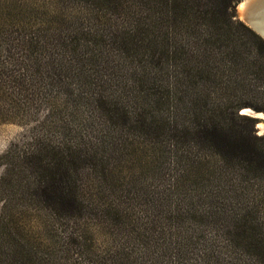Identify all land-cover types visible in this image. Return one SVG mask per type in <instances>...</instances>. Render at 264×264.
Listing matches in <instances>:
<instances>
[{
	"label": "trees",
	"instance_id": "obj_1",
	"mask_svg": "<svg viewBox=\"0 0 264 264\" xmlns=\"http://www.w3.org/2000/svg\"><path fill=\"white\" fill-rule=\"evenodd\" d=\"M239 1L91 0L72 26L16 42L27 76L4 62L0 88L27 80L49 110L0 178V264H262L245 256L264 250V134L240 110L264 113V40L236 19ZM158 133L188 145L168 180L115 192L117 166ZM30 211L55 232L45 257L21 234ZM101 233L96 256L86 236Z\"/></svg>",
	"mask_w": 264,
	"mask_h": 264
},
{
	"label": "rangeland",
	"instance_id": "obj_2",
	"mask_svg": "<svg viewBox=\"0 0 264 264\" xmlns=\"http://www.w3.org/2000/svg\"><path fill=\"white\" fill-rule=\"evenodd\" d=\"M88 4L93 5L91 0H0V69H2L3 65L5 66L6 62L11 63L8 70H15L13 75L18 78L17 80L26 78L27 73L24 68L27 56L25 51L15 46L16 42L18 44L22 39L50 34L55 30L66 29L68 26H72L76 22L75 19L77 17L87 15L89 11H86V8L90 6ZM235 17L241 21L236 8ZM107 19L110 22H117V16L106 15L105 20ZM9 48L11 49L10 52ZM24 83L23 86L26 89L22 88V90H25V92L21 91L19 87L16 90L0 88V178L3 176L6 163L11 161L10 158L12 156L14 159L17 158V154L23 152L28 147L31 139L37 135L35 130L46 123L45 121L47 120L48 104L46 105L43 101L39 103L35 101V98L31 97L33 93L30 92V88ZM241 98L243 97L237 94L234 99L236 102H239L243 100ZM253 102L257 104L259 101ZM240 113L244 115L243 108L240 110ZM87 116L88 112L83 111L82 118L86 119ZM82 129V132L85 133L86 126H83ZM63 133L61 128L53 127L50 138L56 145L63 144L65 143ZM38 134L45 135L46 132L42 131V133ZM153 136L146 139L138 138L131 159L134 161H126L117 166V170L114 173V179L117 181L115 183V192L120 189L121 182L124 186L133 182L147 183L152 181L159 185L168 180L175 162L178 161L177 156L181 155L188 148V145L182 143L181 137L170 140L162 133ZM152 137L153 140H151ZM253 185H255V188L257 187L256 182ZM259 185L260 187L258 188H261L258 194L259 197L254 199L258 202L259 211L264 212V181L260 182ZM102 189L105 192L103 191L104 194L102 192L99 197L105 200V195L108 194L107 190L109 189L107 187H103ZM30 212L25 216L19 215L17 217L23 229L21 234L38 247L40 249L39 254L45 257L43 253H46L52 246L55 232L44 213L40 215L37 211ZM261 228H263L264 232V225ZM7 233L4 231L2 233L4 236L1 238H6L8 241ZM86 238V245L92 246L96 256L105 253L110 247L109 240L105 239L102 233L94 235L92 240L90 234ZM68 257L74 260L76 258H86L80 257L79 254L75 253ZM245 257L264 264V250L249 252ZM10 259L0 258L2 261ZM34 259L51 262L55 258ZM80 262L81 264H88L86 259Z\"/></svg>",
	"mask_w": 264,
	"mask_h": 264
},
{
	"label": "water",
	"instance_id": "obj_3",
	"mask_svg": "<svg viewBox=\"0 0 264 264\" xmlns=\"http://www.w3.org/2000/svg\"><path fill=\"white\" fill-rule=\"evenodd\" d=\"M263 3V0H241L237 4V11L240 17V20L255 34H257L261 39L264 40V16H255L253 15L254 9L260 4ZM243 4L241 7L240 5ZM240 7V10H239ZM243 114L251 117L255 120V131L258 136L264 134V113L255 112V111H244Z\"/></svg>",
	"mask_w": 264,
	"mask_h": 264
},
{
	"label": "bare ground",
	"instance_id": "obj_4",
	"mask_svg": "<svg viewBox=\"0 0 264 264\" xmlns=\"http://www.w3.org/2000/svg\"><path fill=\"white\" fill-rule=\"evenodd\" d=\"M243 4L240 5V7L242 6ZM240 7H239V10H240ZM253 15L255 16H264V0H263V3H260L255 9H254V13ZM244 111H247V112H250L252 111L251 109H243Z\"/></svg>",
	"mask_w": 264,
	"mask_h": 264
}]
</instances>
